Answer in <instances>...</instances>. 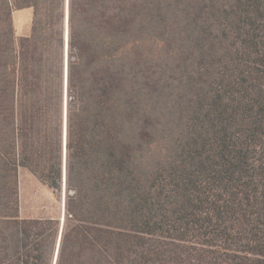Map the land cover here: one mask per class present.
Listing matches in <instances>:
<instances>
[{"label":"trees","instance_id":"16d2710c","mask_svg":"<svg viewBox=\"0 0 264 264\" xmlns=\"http://www.w3.org/2000/svg\"><path fill=\"white\" fill-rule=\"evenodd\" d=\"M220 1L187 2L180 57L155 0H69L66 61L65 0H0V264H264V0ZM156 45L179 61L174 129L148 110ZM64 130L61 228L21 217L18 175L61 197Z\"/></svg>","mask_w":264,"mask_h":264},{"label":"rangeland","instance_id":"374dc122","mask_svg":"<svg viewBox=\"0 0 264 264\" xmlns=\"http://www.w3.org/2000/svg\"><path fill=\"white\" fill-rule=\"evenodd\" d=\"M189 1L191 0H155L156 9L158 12H155V17L159 19L160 23L159 25H156V27L162 29V31L166 30V37L170 36L168 44H172V49L175 50L174 56L181 57V54L183 52V44L184 47L187 45L186 42H184L183 38L181 40L173 41L172 36L178 34L180 35L181 30H183V36H185L184 30L186 24L183 16L186 14L185 9L186 6H188L187 2ZM221 1L220 3L222 4ZM12 19L17 36L28 35L30 33L33 13L32 16L28 18L26 11L14 10L12 13ZM154 49V54L152 56L150 55L149 59L154 65L158 66V75L167 71L165 75L166 81H164L162 86L165 88L166 94H161L162 97H165L162 104L157 102H150L148 105V110L151 116L153 115L152 108L156 107L158 113L160 114V112H162V114L164 115L160 127H166L168 125L169 127H172L174 129L177 119L179 122L177 114H172L173 112H176V107L174 105L175 103L179 104V100L183 95V92H181L182 83L179 82L180 77L175 73L176 65H174L176 63L179 64V61H172V65H170V62H168V57L172 54V50L161 51L159 45H156ZM184 59L187 58H185L184 56ZM184 65L192 71H195L196 69L192 61H188ZM187 93H189V91H187ZM185 99H189V94L186 95L185 93ZM167 101H169L168 104ZM172 104L174 109L171 108ZM159 123V117H156L155 124ZM170 139L173 140L172 137H167L165 140L170 141ZM164 141H155V144L151 145L148 152L151 165L159 162V160L162 159V157L165 155V153H163ZM18 183L21 217L61 218L63 212L62 199L64 197V189L61 197H59L54 193L53 190L43 185L35 176L23 169L19 172Z\"/></svg>","mask_w":264,"mask_h":264},{"label":"water","instance_id":"95a60500","mask_svg":"<svg viewBox=\"0 0 264 264\" xmlns=\"http://www.w3.org/2000/svg\"><path fill=\"white\" fill-rule=\"evenodd\" d=\"M68 14H69V0H65V55H66V61H67V54H68ZM65 143H66V131L64 130V197L62 199V216L60 218L62 225L61 228H63L64 221H65V215H66V208H65V201H66V190H65V172H66V149H65ZM59 247V243H58ZM58 251V248H57ZM57 251H56V256L55 260L57 258ZM55 264V261H54Z\"/></svg>","mask_w":264,"mask_h":264},{"label":"crops","instance_id":"0c3cea01","mask_svg":"<svg viewBox=\"0 0 264 264\" xmlns=\"http://www.w3.org/2000/svg\"><path fill=\"white\" fill-rule=\"evenodd\" d=\"M23 11H26V14H27V16H28V18L29 17H31L32 16V9H25V10H23ZM23 36V35H22Z\"/></svg>","mask_w":264,"mask_h":264},{"label":"bare ground","instance_id":"6f19581e","mask_svg":"<svg viewBox=\"0 0 264 264\" xmlns=\"http://www.w3.org/2000/svg\"><path fill=\"white\" fill-rule=\"evenodd\" d=\"M63 209V208H62Z\"/></svg>","mask_w":264,"mask_h":264}]
</instances>
